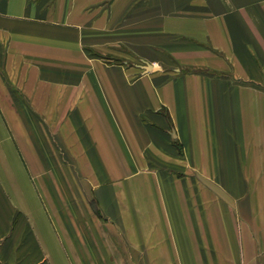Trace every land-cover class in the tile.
I'll return each mask as SVG.
<instances>
[{"label":"crops","instance_id":"0c3cea01","mask_svg":"<svg viewBox=\"0 0 264 264\" xmlns=\"http://www.w3.org/2000/svg\"><path fill=\"white\" fill-rule=\"evenodd\" d=\"M263 152L264 0H0V264H264Z\"/></svg>","mask_w":264,"mask_h":264},{"label":"rangeland","instance_id":"374dc122","mask_svg":"<svg viewBox=\"0 0 264 264\" xmlns=\"http://www.w3.org/2000/svg\"><path fill=\"white\" fill-rule=\"evenodd\" d=\"M115 61H118L119 63H123V62H126L130 65H137V69L140 71V67H138L140 64V62H138L136 59H130L129 57H123V56H120L119 58H115ZM262 154V161H264V152L263 153H259V155ZM258 155V156H259Z\"/></svg>","mask_w":264,"mask_h":264},{"label":"water","instance_id":"95a60500","mask_svg":"<svg viewBox=\"0 0 264 264\" xmlns=\"http://www.w3.org/2000/svg\"><path fill=\"white\" fill-rule=\"evenodd\" d=\"M140 66H141V68L143 69L144 72L154 71V70H157L159 68V67H154L150 63H145V64L140 65Z\"/></svg>","mask_w":264,"mask_h":264}]
</instances>
